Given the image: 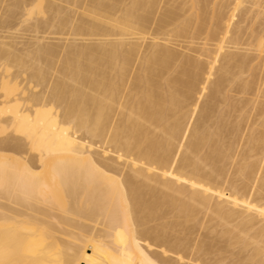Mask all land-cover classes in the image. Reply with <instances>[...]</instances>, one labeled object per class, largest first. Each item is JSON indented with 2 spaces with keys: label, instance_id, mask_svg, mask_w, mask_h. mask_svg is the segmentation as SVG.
<instances>
[{
  "label": "bare ground",
  "instance_id": "6f19581e",
  "mask_svg": "<svg viewBox=\"0 0 264 264\" xmlns=\"http://www.w3.org/2000/svg\"><path fill=\"white\" fill-rule=\"evenodd\" d=\"M12 1L0 31L34 36L19 50L0 35V134L20 137L0 143L19 154L0 155V199L19 207L0 206V264H264V60L244 49L264 56V14L244 46L238 25L261 2L189 0L184 15L160 0L158 19L159 0ZM189 34L198 53L168 46ZM51 186L59 217L38 206Z\"/></svg>",
  "mask_w": 264,
  "mask_h": 264
},
{
  "label": "rangeland",
  "instance_id": "374dc122",
  "mask_svg": "<svg viewBox=\"0 0 264 264\" xmlns=\"http://www.w3.org/2000/svg\"><path fill=\"white\" fill-rule=\"evenodd\" d=\"M2 1H3L2 4H1V2H0V6H1V7H0V10H1V8H4V9H5V6H7V5H5V4H6V0H2ZM7 1H8L9 3H11V4H12V2H13L12 0H11L12 2H10V0H7ZM167 1H168V0H167ZM173 1H176V0H170V1H169V4L171 5L172 3H175V2H173ZM178 1H179V2H178ZM178 1H176L177 3H175V4H179L180 2H183L182 0H178ZM198 1H199V0H198ZM198 1H197V2H198ZM202 1H203V2H202ZM202 1H201V2L199 1V2H198V3H199V5H198L199 7H200V6H201V7H202V6H205L206 4L209 3V6L211 5L210 7L212 8L213 5H215V4H217V3L219 4V2L222 3V2H224V1H225L224 3H226L227 1H230V2L232 1V2L234 3L233 0H218V1H217V0H214L215 2L212 1V0H202ZM204 1H205L206 3H205ZM258 1H259L258 3L261 2L260 5H261L262 7H260V6H258V7L255 6V7H254V5H252L253 9H251L252 7L250 6V5H251L250 3H247V4H246V3H243V5H244V4H245V5H244V6L242 5V7H241V8L246 7V8H245V11H246L247 8L250 6V7L248 8V11H250V14L247 13L246 15H248V16H247V19L249 18V19H251L250 21H252V22H250L249 19H248V20L246 19V20H247V21H246V20H245V18H246L245 16H246V15H245L244 18H243V20H244L245 22L242 20V21L244 22V24L241 23V22L238 23V25L240 24L241 28L244 29V31H246V32H244V31L242 30V31H243L242 33H244V34H243V35L241 34V37H240V39L243 38V40H241V42H240L241 44L243 43V46H244V44H245V41H244V40H247V38L250 37V36H248V34H251V32H250V33H249V32L247 33V31H248V30H251L250 28L253 27L254 31H255V30H256V31L258 30L257 32H260V29H261L260 27H261V25H263V24H261V23L263 22L264 19L262 20L260 16H257V17H256L255 14H256V13H261V12H262V14H264V7H263V6H264V5H263V4H264V3H263L264 1H263V0H258ZM8 2H7V4H8L7 7H8V9L5 10L6 12L3 11L4 9L1 10V11L4 13V15H3V17L0 16V18H1V19H2V18L4 19V18H6V16L8 15L9 17H7L6 20L8 19L7 21H10V22L13 21L14 24H16L18 21L14 20V17L12 16L16 11H11V10H14V9H11V8H16V7H15V6L13 7V5L11 6V4L9 5ZM159 2H160V0H159ZM159 2H158V5H159ZM211 2H212L213 4H212ZM230 2H229V3H230ZM3 3H4V5H3ZM164 3H165V2H164ZM164 3H163V1H161V2H160V4H161L160 6H161V7L159 6V8H158V6H157V10H155V17L158 18V19H159V18L161 19V17L163 18L162 12L164 13V11H166V10L169 8V6H170L168 3H166L168 6H166V4H165V6H166V7H165V6H164ZM204 3H205V5H204ZM188 4H190L189 0H184V3H181L180 5H182V6L184 5L183 8H184V11H186V10H188V8H186V7H189V6H187ZM201 4H203V5H201ZM249 4H250V5H249ZM257 5H258V4H257ZM9 6H11V7H9ZM185 6H186V7H185ZM231 6H233V4L230 5V6H228V7H231ZM206 7H207V5H206ZM202 8H203V7H202ZM207 8H208V7H207ZM207 8H206L207 11H205V12L207 13V12L209 11L208 13H211V11H210L211 8H210V10H208L209 8H208V9H207ZM254 8H255V9H254ZM9 9H10V10H9ZM164 9H165V10H164ZM185 9H186V10H185ZM249 9H250V10H249ZM257 9H258V10L260 9L259 12H257V11H258ZM262 9H263V11H262ZM15 10H16V9H15ZM159 10H160V12H159ZM203 10H204V9H203ZM243 10H244V8H243ZM1 11H0V12H1ZM8 11H9V12H8ZM161 11H162V12H161ZM201 11H202V10H201ZM251 11H252V14H251ZM255 11H256V12H255ZM260 11H261V12H260ZM2 12L0 13V15L3 14ZM189 12H190V11L188 10L184 15L189 14ZM202 12H203V11H202ZM5 13H6V15H5ZM200 13H201V12H200ZM206 13H205V14H206ZM254 13H255V14H254ZM202 14L204 15V12H203ZM206 15H207V16H210V14H206ZM239 15H240V14H239ZM263 16H264V15H263ZM11 17H12V18H11ZM31 17H33L34 19H39V20L43 19V18H41L42 15H41V13H39V9H38V7H36V8L33 9L32 13H31ZM201 17H202V16H201ZM239 17H240V16H239ZM250 17H251V18H250ZM253 17L255 18V19H253L254 21L252 20ZM156 18H155V19H156ZM202 18H204V20H206L205 23L207 24V22H208V21H207V20H208L207 18H208V17H207L206 19H205V16L202 17ZM257 18H258V20H257ZM262 18H264V17H262ZM11 19H12V20H11ZM235 19H237V17H235ZM236 22H237V21H236ZM245 23H246V24H245ZM208 24H209V22H208ZM208 24H207V25H208ZM242 24H243V25H242ZM254 26H255V27H254ZM15 27H17V26H13V27H12L13 30H14ZM243 27H245V28H243ZM205 28H208V27L205 26ZM259 28H260V29H259ZM19 29H20V28H19ZM22 29H23V28H22ZM22 29L19 30V31H9V30H6V29H4V30L2 29V30L0 31V35H1V36H5V37H6V36H9V37H7L6 39H2V40H4L5 42H12V43L16 44V48L19 49V50H21V48H23V47H30V48H31V46H28V43L32 41L34 35H33L32 33H30L29 31L24 30V29L22 30ZM247 29H248V30H247ZM253 29H252V30H253ZM5 30H6V31H5ZM11 30H12V29H11ZM206 30H207V29H205V31H206ZM2 31H3V32H2ZM7 31H9V33H8ZM1 32H2V33H1ZM10 33H11V34H10ZM246 35H247L248 37H247ZM11 36H12V37H11ZM41 36H42V35H41ZM43 36H44V35H43ZM48 36H49V37H51V36L53 37V35H48ZM48 36H46V37H48ZM245 36H246V38H245ZM5 37H3V38H5ZM49 37H48L47 39L50 40ZM52 37H51V38H52ZM55 37H56V36H55ZM55 37H54V38H55ZM57 37H58L59 39H63V38H62L63 36H62V37H61V36H60V37L57 36ZM57 37H56V38H57ZM158 37H159L160 40H157V42L159 43V42H161L162 40H161V37H160V36H158ZM166 37H167V36H165V38H166ZM184 37H185L186 39H185ZM184 37L182 38V36H181V38H182L183 40H185L184 42H182L183 40L180 38V36H179V37H175V36H173V37L169 38V39L171 40V43H170L168 46H170L171 48H173L174 50H176V51H178V52H181V53H184V54H187V53H188L187 55H192V54H196V53H198V52H196L195 50L200 49V48H199V45L201 46V44H202V43L197 44V41H198L199 39L197 40V37L195 38V36L192 37V38H190V37H191L190 34H189V35H186V36H184ZM129 38H130V37H129ZM131 38H133V36H132ZM162 38L165 39L164 36H162ZM200 38H201V37H200ZM202 38H203V37H202ZM195 39H196V44H197L198 46H197V45L195 46L193 43H192L191 45L188 44V43H190V40H191V41L193 40V42H195V41H194ZM51 40L54 41L53 39H51ZM51 40H50V41H51ZM148 40H149V41H147V42L150 43V42H151L150 39H148ZM180 40H181V41H180ZM200 40H201V39H200ZM200 40H199V41H200ZM47 41H48V40H47ZM186 41H188V42H186ZM203 41H204V40H203ZM203 41H201V42H203ZM243 41H244V42H243ZM147 42H145V45L148 44ZM185 42H186V44H187L186 48H185ZM163 43H164V42H162V44H163ZM198 43H199V42H198ZM246 43H248V42H246ZM160 44H161V43H160ZM241 44H239V45H241ZM239 45H238V47L240 48L239 50H242V51H237L238 49H235V48L232 47V48H233V51H237L238 54H240V53L243 54V52L245 53V51H243L244 49H246V50L249 49V50L247 51L248 54L251 55L252 57L255 56V58L253 57L254 59H253V62H251V63H254V62L256 63V62H258V61H257L258 59H259L260 61L264 60V58H262L263 54H262L261 57H260V55H259V57H258L257 55H254V54H256V53H255L254 51H252L253 48H251V47L248 46L247 44H245V47H248V48H244V47H242V45H241V47L244 48V49H242ZM190 46H191V47H190ZM194 46H195V47H194ZM236 47H237V46H236ZM238 47H237V48H238ZM145 48H146V46H145ZM184 48H185V49H184ZM232 48H231V49H232ZM193 49H194V50H193ZM231 49H230V50H231ZM186 51H187V52H186ZM192 51H195L196 53H192ZM231 51H232V50H231ZM249 51H251V52L249 53ZM234 53H236V52H234ZM263 57H264V56H263ZM256 59H257V60H256ZM261 59H262V60H261ZM251 63H250V64H251ZM260 63H261V62H259V65H260ZM262 63H263V61H262ZM257 64H258V63H257ZM257 64H254V65H256L257 67H256V66H253V64H251V65H252L251 68H253V69L255 68V71H256V70H259L258 72H257V71L255 72V73H257V74H255V75L258 76V78H260V77L262 76V75L260 76V74H263V72H264V69H263V71L261 70L264 66L261 65V66H262V67H261V66H259V65H257ZM260 68H261V69H260ZM13 70H16V69H13ZM246 71H247V70H246ZM246 71H245V72H246ZM260 71H262V72H260ZM247 72H248V71H247ZM247 72H246V74L244 73L242 76L245 78V76L247 75V76H249V77L247 78V76H246V78L249 79L251 76L248 75ZM259 73H260V74H259ZM249 74H250V71H249ZM24 76H25V75L20 76V77L16 80L17 83H18V82L20 83V85L18 86V87H20V88L25 84V81L23 80V77H24ZM259 76H260V77H259ZM16 81H15V82H16ZM260 82H264V76H263V78H261V81H260ZM13 84H14V82H12L11 84H9V85H8V88H9V87L12 88V87L14 86ZM263 86H264V85H262L261 88H262ZM263 89H264V87H263ZM234 90H235V89H234ZM231 91H232V90H231ZM231 91H230V96L232 95V94H231ZM235 91H236V94H237V95H236L235 93H233V94L235 95L234 98L236 97L235 99H237V100H242V99L245 98V99H247V100L249 99V101H250L251 99H253V98H251V97H252L251 95H253V93L250 95L249 93H247V94H245V93L242 94V93H239L237 90H235ZM238 94H239V95H238ZM242 96H243L244 98H243ZM247 96H249V97H247ZM250 96H251V97H250ZM253 96H254V95H253ZM241 97H242V99H241ZM246 97H247V98H246ZM231 98H233V95L231 96ZM263 98H264V97H263ZM245 99H244V100H245ZM258 99H259V101H260V100H264V99H262V97H260V98H258ZM253 100H255V96H254V99H253ZM253 100H251V102H249L250 104H249V106H248V105L246 106V109L249 108V107L251 108V107L253 106V105H252V104H253ZM251 105H252V106H251ZM246 109H245V110H246ZM249 110L252 111V109H249ZM249 110H248V113L250 112V115H251L250 118H252V116L255 114V112H253V111L251 112V111H249ZM242 112H244V114H246V113H247V110H246V113H245V111H242ZM242 112H241V113H242ZM253 113H254V114H253ZM237 114H239V113H237ZM246 115H248V114H246ZM253 118H255V115L253 116ZM252 120H253V119H252ZM256 121L259 123V120H258V119H257ZM256 121L253 122V123H254L253 126L255 127V129H258V130H259V129H261V128H260L259 125H257V128H256V124H255ZM257 122H256V123H257ZM258 123H257V124H258ZM5 133H6V134H5ZM5 133L3 132V133L0 134V143L2 142V140L5 141V140H6V139H5L6 137H7V138H8V137H9V138H20V137H18V136H15V135L12 134V133H8V132H5ZM3 134L6 135V137H5ZM91 152H92L94 155H96V157L100 158L101 160L104 159L103 161H104L105 163H107V164H109V165H112L113 167L115 166V168L121 170L122 172L119 171V172H121V175L124 174V173H125V175H127V174L129 175V173H131V171H130L129 168H128L129 170L126 169L127 167L124 168L125 166L123 165V163L120 164L121 161L113 162V161H115V160L113 159V158H114L113 155H109V157H106V158H105L104 156H101V155L99 154V152H100L99 149H97V148H95V147L92 149ZM0 155H4V156H6L7 158H9V160H13V158H18V156H19V154H18L17 152H15V151H11V150H8L7 152L0 151ZM27 155H28V154H27ZM29 156H30V155H29ZM108 158H109V159H108ZM105 159H107V160H105ZM114 164H115V165H114ZM117 169H116V170H117ZM128 172H129V173H128ZM53 187H54V186H53ZM53 187H52V186H51V188L48 187V190H46L45 192H49V193L46 194L45 197H44L43 199H42V198L40 199L41 202L39 201V199H38L37 201L40 202V205H39V203H38V206H42L43 203H44L45 198H46V199H49V201L52 200V202H53V203H52V204H53L52 206H54V208H52V206H50V205H49V206H50L52 209H54V212L56 211L55 213L52 211V212H53L52 214L54 215V214H56V213H57V214L59 213L58 215L56 214L57 217H59V215L61 216V214H62V210H61V208L63 207V204H64V198H63V196L61 197V193H58V192H59V191H58L59 189L57 190V189H56L57 187H54V188H53ZM54 189H55V190H54ZM52 190H53V192H52ZM56 191H57V192H56ZM54 192H55V194H54ZM44 194H45V193H44ZM53 194H54V195H53ZM59 194H60V195H59ZM46 196H47L48 198H47ZM2 197H3V196H1V199H0V206H2V207H7V206H4V204H5V205L7 204V205H8L7 208L15 209V206H16V205L12 204V202H11V204L9 205L10 201H8L7 199L2 198ZM51 198H52V199H51ZM4 199H5V200H4ZM6 201H7V202H6ZM37 201H36V202H37ZM34 203H35V202H34ZM50 203H51V202H50ZM1 204H3V205H1ZM36 204H37V203H36ZM41 204H42V205H41ZM11 205H13L14 207H9V206H11ZM32 205H34V204L32 203ZM29 206H30V205H29ZM36 206H37V205H35V207H36ZM49 206H47V207H49ZM16 207L19 209L18 206H16ZM55 208H56V209H55ZM60 210H61V214H60ZM8 215H9V213H8ZM56 215H55V216H56ZM10 216H12V215H10ZM193 229H196V226L193 227ZM193 229H192V231H195V230H193ZM197 229H199V233H197L198 230H196V231H195L196 233H195V232H192V233L194 234V235H193V234H192V235H193V236L196 235L195 237L199 238L202 229H201L199 226H198ZM203 233H204V231L202 232V234H203ZM197 234H198V235H197ZM206 234H207V233L205 232V236H204V234L202 235L204 238L201 236L199 240L202 241L201 238L206 239V238H207V237H206ZM193 236H192V239H193ZM195 237H194V240L196 241L197 239H196ZM199 240H197V241H199ZM197 241H196V242H197ZM200 241H199V242H200ZM235 251H236V250H235ZM235 251H234V252H235Z\"/></svg>",
  "mask_w": 264,
  "mask_h": 264
}]
</instances>
